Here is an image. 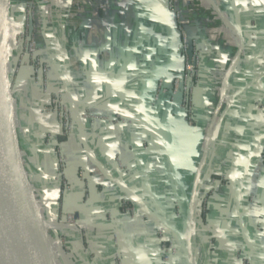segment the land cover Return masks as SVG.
I'll list each match as a JSON object with an SVG mask.
<instances>
[{
  "label": "crops",
  "instance_id": "crops-1",
  "mask_svg": "<svg viewBox=\"0 0 264 264\" xmlns=\"http://www.w3.org/2000/svg\"><path fill=\"white\" fill-rule=\"evenodd\" d=\"M37 1L38 45L76 120L59 142L71 184L61 203L54 149L28 132L22 141L33 138L29 161L53 213L79 212L86 232L82 249L80 231L66 230L62 263L116 264L123 249L131 264H161L163 228L180 246L176 264H264V0L178 1L202 50L194 125L177 99L154 98L158 79L183 66L169 0H110L107 11L99 0ZM90 109L120 121L84 119ZM45 123L58 143L54 117Z\"/></svg>",
  "mask_w": 264,
  "mask_h": 264
},
{
  "label": "built area",
  "instance_id": "built-area-1",
  "mask_svg": "<svg viewBox=\"0 0 264 264\" xmlns=\"http://www.w3.org/2000/svg\"><path fill=\"white\" fill-rule=\"evenodd\" d=\"M36 1V0H35ZM52 3L55 0H51ZM179 0H169V8L175 13L176 29L179 36L180 49L183 57V66L179 74L175 75L169 82L160 78L156 83V89L154 98L160 99L163 95H168L171 99H177L180 107L185 113L186 121L189 125H194L197 122V114L195 109V95L196 89L199 84V78L202 72V50L200 48L198 39L190 35L188 28L191 23L190 17H188L184 10L178 5ZM110 0H99L98 7L102 11H107L110 7ZM24 28L19 36V46L21 50V59L27 63L33 71L34 81L38 83L39 87H43L47 92V106L45 110L47 113H53L60 132L65 137H70L76 127V120L71 110L70 102L66 95V91L62 87H54L51 82V74L53 72L52 64L49 60L43 57L41 48L38 45V30H39V10L38 1L34 4H27L26 9L23 11ZM24 66H22V69ZM12 89V86H11ZM42 91V90H41ZM84 119H89L92 122L100 120H110L115 123L119 122V117L115 115H108L104 113L94 112L91 109L85 110L82 113ZM208 139L211 137V131L206 129ZM58 146V162L59 169L56 179L60 181L62 193L67 194L71 188V184L68 179V165L64 164V153L61 151V147L58 143H54ZM27 155V154H25ZM264 159V154H263ZM118 167L128 170L129 166L123 161L121 157L116 158ZM65 165V166H64ZM82 178L85 177V173L80 171ZM125 211L135 212L134 207L129 204H125ZM63 216H66V221L62 219L60 223H53L56 226H60L59 231L64 228L77 227L80 225L79 212L68 211L66 209ZM53 232V231H52ZM160 237V249H161V264H176V257L180 253V246L175 245L176 238H169L164 229L159 230ZM54 238V237H53ZM56 246V243H55ZM59 251L58 246H56ZM62 249V247H61ZM118 264H122L120 254L117 255ZM246 264H253L251 259H246Z\"/></svg>",
  "mask_w": 264,
  "mask_h": 264
},
{
  "label": "water",
  "instance_id": "water-1",
  "mask_svg": "<svg viewBox=\"0 0 264 264\" xmlns=\"http://www.w3.org/2000/svg\"><path fill=\"white\" fill-rule=\"evenodd\" d=\"M10 7L11 0H0V264L13 258L1 232L36 246L39 256L30 259L32 264H63L51 229L42 224L38 213L40 201L21 148L9 69ZM42 196L51 209L48 196ZM62 220L66 221L65 215ZM120 256L122 264H131L123 249Z\"/></svg>",
  "mask_w": 264,
  "mask_h": 264
},
{
  "label": "rangeland",
  "instance_id": "rangeland-1",
  "mask_svg": "<svg viewBox=\"0 0 264 264\" xmlns=\"http://www.w3.org/2000/svg\"><path fill=\"white\" fill-rule=\"evenodd\" d=\"M36 1L35 0H11L10 12H11V8L13 6H16V5L21 6V7L23 6L22 9L25 10L27 4H30V5L34 4V3H36ZM12 10H13V8H12ZM12 16H13V14H12ZM23 28H24L23 19H22V26L20 25V28L18 31H15L16 30L15 27L13 25H11V23H10V45H9V62H10L9 65H10V67H9V69H10V75H11V81H12L13 105H14V109H15V115L17 117V122H18L17 128H18V133L20 136L21 148L24 151V154H27V155H25V158L27 160L28 168H29V171L31 173V178L34 181V183L37 185V187L39 188L38 190L40 192L37 194L38 199H39L40 203L43 205L48 217L50 216L51 223H55V222H57V223L62 222L63 223V221H61V219L63 217L62 214L64 213L65 208H62V209L56 211V213H53L52 209L47 208V205L44 203V199L42 196L44 193H42V190H41L44 183L41 180H38V178H36L35 172L33 173V170L31 167L33 164L31 161L28 160L29 157L31 156L30 153L28 152V150H30V148L33 146L32 145V142H33L32 139L33 138L31 140H29L30 143L22 141V136L25 137V134L27 132L29 135L35 134L36 140H42V141H44V144L46 145V147H48V148L50 147V148L54 149V153H56V157L58 159V154H57L58 146L54 144V143H56V141L54 139L56 134L54 133V131L52 132V131H50V129L48 130L45 127L46 126V123H45L46 117L48 118L49 116H53L55 119V115L53 113H47V111L45 110V107L47 106V104H45V102L48 101L47 100V92L44 91L43 87L41 89V87H39L37 85L38 83H35V81L33 79L34 74H33L32 69L30 68V66L27 65V63L25 61H23L21 59V50H20V46H19V36H20V33L23 31ZM22 66H24L23 69H22ZM35 88L38 89L40 92V97H38V99H36V100L32 96ZM24 115H25V117H29L28 118L29 122H30L29 124H31V126L28 128V131H26V129H25L26 126L23 123ZM55 121H56V119H55ZM58 129H59V127H58ZM58 134H62L60 132V129H59ZM61 151H62V149H61ZM63 155H64L63 158L65 159L64 164L67 166V163H68L67 156L65 155V153ZM57 166H58L57 168L59 169V162H58ZM80 171H83V170L80 169ZM80 171H79V175H80V177H82V175L80 174ZM55 182L57 183L58 188H61L60 181H58L55 178ZM59 192H60V196L62 197V195H64V193H62L60 190H59ZM70 228L78 229L80 231V244L82 246V249H87V246H86L87 245L86 244L87 243V236H86L85 230L82 229V227H80V225L77 227H69V230H70ZM49 229H51V228H49ZM66 230H68V228H64L61 231H59V230H52L53 232L51 230L50 231L52 232V235L54 237V243H56V246L62 247L64 253L67 254V256H68L70 249L68 246V241L66 239L67 238V236L65 234ZM169 238L175 239L176 237L170 236ZM175 245H178V243L176 242ZM160 262H161V260H160ZM116 264H118L117 257H116Z\"/></svg>",
  "mask_w": 264,
  "mask_h": 264
},
{
  "label": "bare ground",
  "instance_id": "bare-ground-1",
  "mask_svg": "<svg viewBox=\"0 0 264 264\" xmlns=\"http://www.w3.org/2000/svg\"><path fill=\"white\" fill-rule=\"evenodd\" d=\"M1 233L4 235L5 242L7 243V252L9 251L11 253V256L13 255L12 260L8 261L5 259L4 264H32V261L30 259H32V257L39 256V252L36 249V246L32 247L29 243L25 241L23 242V240L16 237L15 235H8L4 232ZM8 255L10 257V254Z\"/></svg>",
  "mask_w": 264,
  "mask_h": 264
},
{
  "label": "trees",
  "instance_id": "trees-1",
  "mask_svg": "<svg viewBox=\"0 0 264 264\" xmlns=\"http://www.w3.org/2000/svg\"><path fill=\"white\" fill-rule=\"evenodd\" d=\"M12 8H13V10H12ZM12 8H11V12H10V21H11L10 23H11V25H13L15 27V25L18 24V20H19L18 18H20V20L22 21L24 9H22L23 6L21 7V6H17V5L13 6ZM12 14H13V16H12ZM16 18L18 20H16ZM56 138L59 142H62L63 140L66 139V137L62 134H58ZM62 199H63V195H62V197L61 196L59 197L58 203H61Z\"/></svg>",
  "mask_w": 264,
  "mask_h": 264
}]
</instances>
